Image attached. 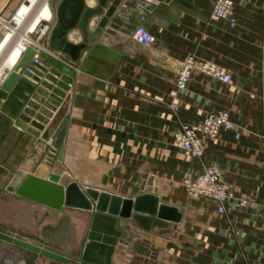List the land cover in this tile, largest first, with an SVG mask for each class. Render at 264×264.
<instances>
[{
  "label": "crops",
  "instance_id": "crops-1",
  "mask_svg": "<svg viewBox=\"0 0 264 264\" xmlns=\"http://www.w3.org/2000/svg\"><path fill=\"white\" fill-rule=\"evenodd\" d=\"M43 1L14 26L11 45L27 37ZM48 1L53 29L61 0ZM146 1L153 7L138 3L127 18L113 16L98 39L92 32L103 12L92 16L86 31L73 28L68 39L86 42L76 60L67 52L56 56L40 50L47 70L30 76L37 85L21 76L9 91L0 86V230L47 240L69 256L62 261L0 238V264H79L88 240L90 210L53 208L7 188L30 172L44 177L66 173L67 182L123 197L150 185L160 202L183 213L175 221L133 209L120 220L127 242L113 264H243L246 259L264 264V0H234V27L212 18L216 0ZM29 3L0 0V11L14 24L12 16ZM97 4L86 0V6ZM140 21L155 36L154 43L131 39ZM52 31L47 45L56 49ZM191 55L226 67L232 81L195 70L187 88L172 96L180 62ZM8 58V52L0 55L1 77L10 70ZM40 87L46 93L39 105L32 99L41 94ZM47 100L57 110L39 130L34 125ZM172 101L177 110L170 107ZM216 110H227L237 129L222 128L217 137L203 138L202 159L172 144L180 121L196 122ZM51 137L58 147L53 161L47 158L50 146L42 150L39 143ZM204 165H216L222 179L235 186L236 196H247L249 203L241 207L235 198L228 212L219 214L213 201L190 198L184 173H198Z\"/></svg>",
  "mask_w": 264,
  "mask_h": 264
},
{
  "label": "water",
  "instance_id": "water-1",
  "mask_svg": "<svg viewBox=\"0 0 264 264\" xmlns=\"http://www.w3.org/2000/svg\"><path fill=\"white\" fill-rule=\"evenodd\" d=\"M122 1L124 4L118 11ZM108 2L109 0H98L96 6L90 7L86 6V0H61L57 8V24L54 26L51 36L54 46L69 53L71 58L76 60L80 57L86 42L77 43L68 39V34L73 32V28L80 26L83 31H86L92 16L103 12L92 32V37L98 39L113 16L127 18L129 15L127 13L131 12L138 3L139 7H144V9L153 7V3L146 0H112L110 4ZM35 52V48L30 46L23 53L2 83L5 90H11L21 76L31 84L37 85V82L30 76H33L34 73L42 76L47 70V66L34 59ZM65 87H68V84ZM39 91L46 93L42 87L39 88ZM43 111L50 113L48 108ZM41 118L46 120V118ZM37 125L41 128L44 127L41 122H37ZM63 153L64 148H61L59 159H62ZM67 180L68 178L63 180V175L58 172H52L48 177L30 172L14 179L7 188L21 196L53 208L61 209L68 205L88 209L92 212L88 240L80 255L79 264L114 263L115 254L120 252L127 242L124 237L125 229L121 226L120 220L130 217L133 209L175 221L180 220L183 214L177 206L160 202L159 196L151 192L152 186L150 185L136 196L123 197L120 194H112L106 190L100 191L91 186L84 188L76 181L67 182ZM0 238L62 261L69 260L67 254L51 247L47 240H33L3 230H0Z\"/></svg>",
  "mask_w": 264,
  "mask_h": 264
},
{
  "label": "built area",
  "instance_id": "built-area-1",
  "mask_svg": "<svg viewBox=\"0 0 264 264\" xmlns=\"http://www.w3.org/2000/svg\"><path fill=\"white\" fill-rule=\"evenodd\" d=\"M22 6V4H21ZM20 6V7H21ZM19 7V8H20ZM41 7V6H40ZM39 7V8H40ZM37 9L35 13H40V9ZM140 9V8H139ZM31 10V8H30ZM29 10V11H30ZM142 10V9H140ZM143 11V10H142ZM29 13V12H28ZM27 14L21 16L19 14V9L12 16L14 22H17V18L21 17V21L23 22ZM35 15V14H34ZM37 15V14H36ZM35 15V16H36ZM212 18L214 19H224L228 21V24L231 27L236 25V18L234 15V0H216L211 13ZM34 17V16H33ZM53 16L51 14L49 20H40L33 32L38 33L37 39L33 38L28 48L32 45L36 52L34 55V59L40 63H43L39 52L42 49L47 50L50 54L59 55V52H63L59 49L51 48L47 45L49 42V38L51 35V30L49 22L52 20ZM11 24L6 19V16L0 11V42L5 39L7 36L6 31L13 32V28L16 24ZM46 26V30L42 32V28ZM12 34L6 41L5 46H3V51L8 52L9 56L13 53V51L17 48H21V52H19V56L23 55V53L28 49L26 46L21 45V40H19L16 44L11 45V41L13 38ZM43 35L48 38L46 44L40 43L38 39L43 38ZM12 37V38H11ZM131 39L134 42L140 44H152L155 42V36L150 31L148 26L140 21L138 22L132 29L130 34ZM12 49V52H9ZM4 52H0V55ZM72 59V58H71ZM16 60V61H17ZM74 60V59H72ZM16 61L11 64L10 70L15 65ZM78 69V68H77ZM9 70V71H10ZM197 70L204 74L213 76L214 78L222 81V82H231L232 81V73L224 66L212 61V60H204L195 57L194 55L188 56L186 59L180 62V66L177 71V78L175 87L170 90V94L172 96H177L180 91H183L187 88L193 72ZM4 72L3 77L0 76V86L2 85L4 79L6 78L8 72ZM38 84V83H37ZM72 82H70V85ZM69 85V84H68ZM68 86V91L71 90V86ZM41 94H34L33 101L37 102L39 105L41 102H44V97ZM45 94V93H43ZM45 107L40 109V116L37 118V122H41L42 124L49 123L50 119L54 116L56 106L52 103V101L47 100L45 103ZM50 104L51 106H49ZM170 107L174 110H177V102L172 101L170 103ZM49 109L50 113H46L43 110ZM41 117L46 118L43 120ZM36 128L40 130V127L37 125ZM222 128L236 130L237 124L230 117V114L227 110H216L208 112L203 119L198 120L196 122H185L180 121V126L178 130L174 133L172 138V144L182 149L189 151L193 156L198 157L200 159L203 158L204 154V146H203V138H214L217 137ZM240 133L237 132V135ZM41 144L40 149H44L46 146H50L49 152L47 153V158L50 161L56 158V153L58 147L55 145L54 137L47 138L45 141L41 140L39 142ZM182 183L186 189L187 195L190 198H206L213 201L216 204V210L219 214H226L228 212V204L231 200L237 198V204L239 206H245L249 203V198L247 196H236L235 186L232 183H228L224 181L221 177L220 169L216 165H204L203 169L198 173L193 172H185L183 176ZM85 186L84 188H86ZM243 264H261L257 260H249L246 259Z\"/></svg>",
  "mask_w": 264,
  "mask_h": 264
},
{
  "label": "bare ground",
  "instance_id": "bare-ground-1",
  "mask_svg": "<svg viewBox=\"0 0 264 264\" xmlns=\"http://www.w3.org/2000/svg\"><path fill=\"white\" fill-rule=\"evenodd\" d=\"M38 1H42V0H30V3L29 4H27V5H22L21 7H20V9H19V11L21 10V8L24 6L25 8H28L29 10H30V8L33 6V5H35L36 4V2H38ZM41 7L39 8L41 11H40V13L38 14V13H35V15H34V17L31 19V22H30V24H29V26L27 27V30L29 31V33H28V35H27V37L26 38H23L22 40H21V45H23V46H26V48H28V46H29V43H30V41L32 40V38H31V32H33L34 31V28L36 27V25L38 24V22L40 21V20H49V18H50V16H51V14H52V8H51V6H50V3H49V1L48 0H44L43 2H42V4L40 5ZM29 12V11H28ZM27 12V13H28ZM26 13V14H27ZM20 14V13H19ZM22 16V15H21ZM19 18H21V17H18L17 18V22H16V27H18L17 26V23L19 22V26L21 25V23H22V21H21V19H19ZM13 30V32H11V33H9V34H7V36L5 37V39H3V41L5 40V42H4V44L3 45H1L0 44V52H4L3 51V46H5V43H6V41H7V39L12 35V34H14L15 35V30L14 29H12ZM46 30V26H44L43 28H42V32H44ZM27 31V32H28ZM14 35H13V37H14ZM12 38V37H11ZM1 41V40H0ZM11 52H12V49L10 50ZM19 52H21V48L19 47V48H17V49H15L14 51H13V53L9 56V58H8V63L10 62L11 64H13L16 60H17V57L19 56ZM3 75V74H2ZM68 178V174H63V180H66Z\"/></svg>",
  "mask_w": 264,
  "mask_h": 264
},
{
  "label": "rangeland",
  "instance_id": "rangeland-1",
  "mask_svg": "<svg viewBox=\"0 0 264 264\" xmlns=\"http://www.w3.org/2000/svg\"><path fill=\"white\" fill-rule=\"evenodd\" d=\"M25 6V5H24ZM22 7L21 8V13H22V16H24L28 11H29V9L28 8H25V7ZM20 19V18H19ZM20 22V21H19ZM19 22L17 23V26H19ZM11 33V32H10ZM9 34V33H8ZM32 34V36H33V38H35V40L37 39V35L36 34H38V33H36V32H33V33H31ZM39 41H40V43H44V44H46V41H47V39H46V35L44 36L43 35V38H40V39H38ZM45 50V49H44ZM42 51H43V49H42ZM46 51V50H45Z\"/></svg>",
  "mask_w": 264,
  "mask_h": 264
}]
</instances>
